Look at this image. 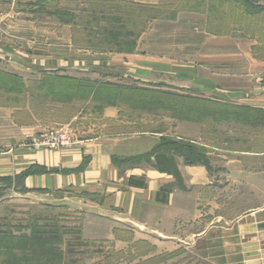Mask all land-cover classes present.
<instances>
[{"label": "rangeland", "instance_id": "1", "mask_svg": "<svg viewBox=\"0 0 264 264\" xmlns=\"http://www.w3.org/2000/svg\"><path fill=\"white\" fill-rule=\"evenodd\" d=\"M246 1L244 7L232 0L242 10L236 14L232 7L205 10L204 0H0V70L37 69L34 76L21 75L29 84L26 90L14 84L5 89L9 78H0V160L7 164L5 169L0 165V264H238L240 256L227 253L231 249L222 248L218 238H195L189 229L173 238L160 237L86 214L84 207L96 208L91 192L27 186L30 175L81 171L88 157L76 169L42 164L13 168L10 160L15 152L64 150L35 145L36 138L52 129L67 130L75 142L102 132L125 137L158 131L166 149L211 167L221 147L237 143V123L259 119L258 112L189 101L188 92L172 96V81L189 80L179 79L169 64L198 67V74L210 76L205 57L215 51L205 42L212 35L254 43L250 57L264 59V6H252L264 0ZM224 50L236 53L238 47ZM142 54L159 65L149 71L130 63ZM244 65H231V70ZM134 71L151 75L152 86L161 88L157 94L120 92L119 81L126 78L121 73ZM180 72L189 75L187 69ZM54 73L83 74L96 78L98 87L110 83L115 88L96 90L101 102H92L93 91L88 97L73 93L72 99L61 100L41 88L45 76ZM205 82L198 78L196 87ZM74 99L80 103L57 105ZM114 103L122 121L105 123L100 112ZM81 108L88 115L72 118Z\"/></svg>", "mask_w": 264, "mask_h": 264}, {"label": "crops", "instance_id": "2", "mask_svg": "<svg viewBox=\"0 0 264 264\" xmlns=\"http://www.w3.org/2000/svg\"><path fill=\"white\" fill-rule=\"evenodd\" d=\"M120 1L157 4L162 0ZM254 3L264 6L262 1ZM204 4L205 10L232 7L236 14L242 13L232 0H204ZM193 9L194 13L200 11V8ZM205 45L215 51L213 57H205V64L211 66L210 76L198 74V67L169 64L179 79L189 80L187 84L172 81V96L180 97L181 93L188 92L189 101L203 99L211 104L250 108L259 116L252 122L237 123L234 129L237 143L221 147L219 159L212 160L211 167L188 163L180 154L166 149L162 144L163 133L158 131L125 137L102 132L96 137L78 139L71 146L60 147L64 150L15 152L11 166L42 164L76 169L88 157L81 171L30 175L27 186L91 192L96 195V208L84 207L86 214L166 238L189 229L192 232L188 233L195 238L220 239L222 248L231 249L227 253L240 256L238 264H264V59L250 57L254 43H244L228 35H212ZM233 46L238 47L236 53L222 52ZM242 62L245 63L243 67L231 70V65ZM130 63L149 71L151 65H159L143 54ZM181 67L189 71L187 77L181 75L180 71L184 72ZM27 72L34 76L37 69L19 68L15 73L24 75ZM68 75L92 81L95 85L92 102H101L96 100V78L78 73ZM121 75L126 77L119 81L125 86L120 91L124 94L126 90L133 95L158 92L159 87L152 86L154 83L147 72H122ZM198 78L206 80L202 89L196 87ZM79 103L80 100L74 99L57 102V105ZM86 115L85 108H81L72 118L84 119ZM100 116L105 123L122 121L121 108L116 103L104 105ZM4 163L7 165L5 159L0 160L1 167Z\"/></svg>", "mask_w": 264, "mask_h": 264}, {"label": "trees", "instance_id": "3", "mask_svg": "<svg viewBox=\"0 0 264 264\" xmlns=\"http://www.w3.org/2000/svg\"><path fill=\"white\" fill-rule=\"evenodd\" d=\"M238 3L245 7V5L248 2L246 0H238ZM252 3H253L252 6H258L254 2H252ZM49 13H51L52 15L61 16V14H60L61 12H58L56 10H51V11H49ZM0 76H1L0 78L3 77L7 80L9 78V81H6L3 83L4 84L3 87L5 89H9V87L13 84L18 85L23 90H26L27 86H29V84L24 79V77L19 75V74L0 70ZM49 77H51V78H49ZM41 85H42L41 88H46V90L50 89L54 93V95L58 96L61 100H65V98L72 99L73 97L71 98V96H72L71 94H73V93H76L79 95H82L83 93H85V94L87 93L86 97H88V93H91L94 89V86H95L94 83L92 81H89V80H78L76 78L69 77V76L56 75L55 73L52 74L51 76H45L44 83L42 82ZM97 85L98 84H96V86ZM103 86H105V87L112 86L113 88H115V84H110V83L103 85ZM103 86L102 85H100L99 87L97 86L96 90L100 93L101 90L103 89ZM121 88L123 89V88H125V86L122 85ZM198 101L199 102H206V100H203V99H198ZM185 160L188 163H201L200 161H197V160L194 161V160H191L189 158H186ZM26 173H29V171H26Z\"/></svg>", "mask_w": 264, "mask_h": 264}, {"label": "built area", "instance_id": "4", "mask_svg": "<svg viewBox=\"0 0 264 264\" xmlns=\"http://www.w3.org/2000/svg\"><path fill=\"white\" fill-rule=\"evenodd\" d=\"M34 142L39 147L43 146L48 148L67 147L75 143L69 132L64 129H52L43 132Z\"/></svg>", "mask_w": 264, "mask_h": 264}]
</instances>
